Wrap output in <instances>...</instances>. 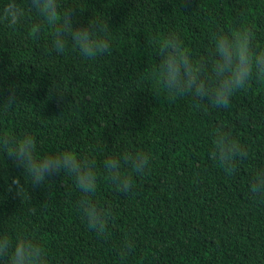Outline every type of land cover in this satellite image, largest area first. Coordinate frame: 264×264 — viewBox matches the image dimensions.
<instances>
[{
	"label": "trees",
	"instance_id": "obj_1",
	"mask_svg": "<svg viewBox=\"0 0 264 264\" xmlns=\"http://www.w3.org/2000/svg\"><path fill=\"white\" fill-rule=\"evenodd\" d=\"M65 8L77 10L80 25L108 23L111 54L56 53L52 29L32 27L34 13L14 28L0 22V102L10 86L20 93L13 109L0 106V134L30 133L39 156L69 149L94 156L99 193L115 217L106 237L90 231L68 174L29 187L31 199L9 193L23 170L0 153V233L35 230L51 264H264V204L249 193L253 172L264 168V83L252 82L224 109L170 99L149 75L159 62L153 38L172 31L201 57L213 33L242 21L264 50V0H61ZM53 82L62 100L49 95ZM222 125L249 153L232 176L208 157ZM125 150L151 152V167L130 193H115L102 162ZM128 239L134 247L122 261Z\"/></svg>",
	"mask_w": 264,
	"mask_h": 264
},
{
	"label": "clouds",
	"instance_id": "obj_2",
	"mask_svg": "<svg viewBox=\"0 0 264 264\" xmlns=\"http://www.w3.org/2000/svg\"><path fill=\"white\" fill-rule=\"evenodd\" d=\"M27 7L18 0H6L0 6V22L14 28L25 21L29 13L36 20L32 27L48 26L52 29V49L64 54L69 47L82 58L93 60L111 54L109 24L88 20L80 25L77 10H61V0H26ZM159 58L149 75L163 87L170 99L191 96L196 107L206 104L210 108L230 106L232 97L252 82L264 83V50L254 45V33L242 21L231 24L212 34L211 50L205 56L193 57L185 47L178 32H168L153 38ZM60 100L63 92L59 83L53 82L49 95ZM20 100L15 86H10L0 106L7 112ZM0 153L23 170V182L13 178L7 191L31 199L33 190L50 183L53 176H71L79 199L75 208L86 227L98 237L107 235L109 224L115 217L112 204L99 193L101 173L92 155H77L74 150H63L46 156L37 153L36 139L30 133L15 136L0 134ZM248 150L238 137L223 125L211 136L208 157L228 176L239 170L248 158ZM151 152L125 150L107 156L103 162V179L115 193H130L136 178L143 177L151 167ZM249 193L258 203L264 204V168L256 169L249 180ZM35 210L33 209V212ZM134 247L131 239L120 247L121 260H126ZM0 264H51L45 243L35 230L19 231L15 236L0 233Z\"/></svg>",
	"mask_w": 264,
	"mask_h": 264
}]
</instances>
